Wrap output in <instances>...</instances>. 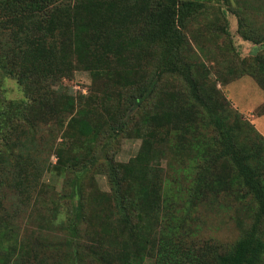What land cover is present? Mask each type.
<instances>
[{
    "label": "trees",
    "instance_id": "obj_1",
    "mask_svg": "<svg viewBox=\"0 0 264 264\" xmlns=\"http://www.w3.org/2000/svg\"><path fill=\"white\" fill-rule=\"evenodd\" d=\"M213 1L232 3L0 0V193L7 188L6 183L23 195L25 189L38 185L37 165L30 167L33 174L17 170L18 159L11 144L13 132L25 131V126L34 130L36 123L52 119L62 136L74 143L80 139L93 143L102 134L109 142L115 135L130 131L151 138V127L157 125L164 126L167 134L179 131L183 136H177L184 138L193 122L197 126L191 129L194 136L180 144L192 152L186 161L197 164L191 179L194 189L190 185L183 188L180 181L188 179L191 167H175L173 176L166 177L161 166L163 149L147 142L148 147L128 162L106 164L113 206L109 212H98L103 218L99 229L92 223L94 217L84 212L79 178L77 183L73 180L69 193L75 207L57 226L62 235L21 240L12 214H0V264H87L85 259L89 264H133L144 256L152 257V249L162 254L155 243L164 252L173 246L171 239L162 238V230L154 227L162 204L171 199L167 191L163 193L165 183L177 185V196L186 204L188 216L211 181L212 185L222 182L225 189L235 186L233 191L236 189L238 199L244 202L243 216L248 222L244 220V226L240 223L241 234L230 246L208 243L199 250L202 252L173 247L166 251L171 254L170 264H264V138L242 116L235 120L223 110L226 99L217 84H224L225 78L218 72V77L212 78L198 57L197 50H204L190 28L207 13L205 5ZM216 11L215 23L209 21L205 28L227 42L233 56L228 58V72L253 77L264 92V54L240 59L241 65L236 67L226 10ZM232 14L238 19L237 33L243 41L264 44V16L256 23L250 10L241 6ZM17 37L32 40V48L18 45ZM75 71L90 74L93 95L104 93L109 86L119 90V97L113 99L114 111L104 121L106 128L90 123L93 111L86 109L84 102L91 95L78 96L76 103L71 95L53 90L63 79H72ZM7 78L15 80L23 99L5 98ZM39 83L48 89L49 97L34 90ZM258 113L264 116V104ZM183 123L188 126L183 127ZM161 140L166 143L164 137ZM73 149L62 151L59 146L54 167L66 156L67 164L71 163L66 150ZM81 155H87L88 163L97 162L94 149ZM12 196L25 202L13 191ZM81 224H85L82 230Z\"/></svg>",
    "mask_w": 264,
    "mask_h": 264
},
{
    "label": "rangeland",
    "instance_id": "obj_2",
    "mask_svg": "<svg viewBox=\"0 0 264 264\" xmlns=\"http://www.w3.org/2000/svg\"><path fill=\"white\" fill-rule=\"evenodd\" d=\"M231 1V5H227L226 1L207 3L205 5L207 13L201 16L202 18L196 23L192 22L190 28L197 36L198 44H201L204 50V52L197 50L198 57L207 70L211 72L212 78L218 77L217 72L225 78L224 84H217L218 89L221 90L226 99L223 110L229 111L235 120L236 117L242 116L243 119L253 124L264 138V116L258 113V110L264 104V92L257 86L253 77L249 75L236 77V74L228 72V68H226L228 58L232 59L233 56L227 42L220 36L207 33L205 28L209 21L215 23L214 14L217 12L216 9L226 10L225 16L229 23L230 43L233 45L231 51L233 54L236 53L234 62L238 67V65H241L240 59H249L257 53L264 54V44L255 45L241 39L237 33L238 19L232 14V11L238 6L247 7L254 15L256 23H259L264 16V0H238L240 4H237L236 0ZM218 23L222 24L220 21ZM190 40L192 39L190 38ZM15 42L19 43L20 46L24 45L26 49L33 46V41L28 38L17 37ZM91 82L90 74L84 71H75L72 79H63L53 90L71 95L75 102L78 96L88 98L91 95L92 98L84 102L85 108L93 111L90 123L94 121L93 123L102 124L106 128L104 121L109 117V113L114 111L115 101L113 99L119 97V90L114 86H109L105 88L104 93H101L102 95L99 93L93 95ZM3 88L7 100L23 99V93L14 79L7 78L4 81ZM38 89L41 93L44 92L42 94L44 98L49 97L48 89L42 87V83L34 87L36 92ZM165 102L168 103L169 101ZM181 123L179 121L178 126ZM35 126L34 130L32 128L26 129L25 126V131H14L11 136V144L18 159L17 170L20 169L33 174L34 170L30 167H34V164L37 165L40 174L37 180L38 185L28 187L23 195L21 191L19 194L18 191L16 192L6 183L4 185L12 190L3 188L0 193V214L4 212L12 214L21 240L26 241L28 239L32 242V238L35 236L46 237L48 240L56 235H62L57 230V226L60 221L65 220L67 212L70 211L69 209L75 207V203L69 199V193L71 192L70 189L73 188V180L77 183V178H79L83 190L82 204L84 212L94 217L92 223H94L96 229H99V226H101L100 221L103 219L100 214L109 212L113 206L105 172L106 164L113 160L121 163L128 162L140 150L145 149V146L148 147L147 142H153V147L160 146L163 149L164 157L161 159V166L165 170L166 177L173 176L175 167L182 168L189 165L191 171L188 174L190 175L187 180H180L182 181L181 186L186 188L190 185L192 189L195 188V182L192 183L191 179L195 178L196 175V161L191 164L188 163L186 160L189 161L192 152L187 148L180 147L184 139L185 144L189 138L194 136V132L191 130L197 127L194 122L191 124V128L188 129L187 134L183 133L184 138L177 136L181 134L179 131L167 134L164 126L157 125L151 127V134H154L151 138H148V136L141 137L130 131L126 134L115 135V139L109 142L107 135L102 134L93 143L84 139L74 143L71 138L63 137L62 132L56 127L52 119L38 122ZM182 126L186 128L188 125L183 123ZM161 137H164L166 143L162 140L159 142ZM3 143L5 142L3 141ZM59 146H62V151L69 147L74 148L71 152L66 150V155H71L72 162L67 164L68 160H65L67 156L63 157L62 162L55 168ZM90 148L91 150L94 149L96 163H88L87 155H81V153L88 152ZM104 152L107 155L104 156ZM169 181H172V179H169ZM209 184L210 186L205 187L203 191L205 194L199 202L191 207L190 214L187 216L186 204L177 196V185L173 182L165 183L163 193L167 191L171 199L162 204V209H160L158 215L160 220L156 219L157 223L154 227L162 230V238L168 236L171 239L173 242L172 248L178 247V249L181 248L182 251L187 252H190L191 249V251L197 252L204 244L208 243L217 244L221 247L230 246L240 236L241 225L244 226V220L247 219L243 216L244 202L238 199L236 189L235 192L233 191L235 186L231 189H225L222 182L216 181L212 185L211 181ZM172 189L174 196H172ZM12 191L18 194L20 199L23 198L25 202L17 201L15 196H12L11 199ZM14 205L18 207L14 208ZM84 225H80L81 230L84 229ZM79 235L83 237L82 232ZM156 240L158 239L156 238ZM154 245L162 252L163 260L161 258L157 259V256L161 257L162 254L157 253L156 249H152L150 251L152 257L144 256L133 264H170L171 254L166 251L172 248H167L164 252L156 243ZM165 254H167L166 257H164ZM84 261L87 264L90 263L89 259Z\"/></svg>",
    "mask_w": 264,
    "mask_h": 264
}]
</instances>
